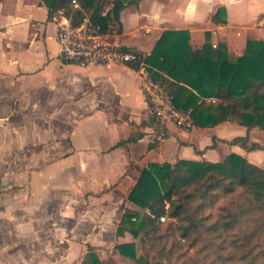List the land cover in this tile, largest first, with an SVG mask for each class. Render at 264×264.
Segmentation results:
<instances>
[{
  "label": "crops",
  "instance_id": "1",
  "mask_svg": "<svg viewBox=\"0 0 264 264\" xmlns=\"http://www.w3.org/2000/svg\"><path fill=\"white\" fill-rule=\"evenodd\" d=\"M112 2L101 12L111 8ZM220 6L227 9L226 24L212 21ZM62 13L65 14L63 9L54 15ZM263 14L264 0L127 1L120 12L122 34L119 43L148 55L164 30H188L193 47H201L206 42V32L210 31L214 46L224 42L231 55L239 56L244 54L249 38L264 39L260 35L264 33V27L256 24ZM241 42L243 51L238 54L232 51ZM73 66L64 65L61 61L56 25L51 20L50 8L45 0H0L1 87L53 86L59 81L62 71ZM78 68L76 72L82 79L78 90L81 89L82 95L76 99V104L79 106L86 98L87 104L83 106L85 112L74 115L64 131L68 139L65 142L55 141L53 148L62 146L65 150L70 149L67 157L62 159L68 167L74 165L69 161L72 154L92 151L90 156L95 165H92L94 170L88 173L90 183L123 182L128 198L142 170L152 162L174 163L178 159L218 162L231 152H236L264 167L263 153L255 154L259 149L247 152L239 144H231L233 146L224 154L217 151L219 140H230L229 135L219 132L226 122L215 127L193 126L189 129L169 123L164 128V138L157 140L137 69L129 65ZM0 96L4 99L5 94L0 93ZM85 137L99 138L95 145H82ZM213 137L217 138L216 146L208 148L213 144ZM41 155L38 152L33 154L28 163L18 168L14 166L16 160L0 155V264H81L87 252L81 242L87 241L76 238L74 229L78 224L91 220L89 202L92 198H97L96 202L103 204L112 195L114 198L119 195L117 187L111 189L112 185L106 184L103 194H94L93 186L89 188L92 194L78 196L87 203L86 207L78 210L72 203L77 200L74 198L60 210L57 209L54 206L57 197L42 189L41 168L32 169L36 175L28 173L31 167L40 163ZM118 158L122 160L121 163ZM81 163L88 170L87 164L84 161ZM100 170L103 172L101 178L96 177ZM30 181L35 182L33 189L28 188ZM127 204L130 208H138L128 199ZM93 210L102 211L96 207ZM121 217L122 213L113 220L115 240H120L118 244L134 240L131 235L116 234ZM60 219L70 222L65 225L62 221L60 228ZM61 244L65 247L59 252ZM77 245H80L81 251L80 257L75 258L70 251Z\"/></svg>",
  "mask_w": 264,
  "mask_h": 264
},
{
  "label": "trees",
  "instance_id": "2",
  "mask_svg": "<svg viewBox=\"0 0 264 264\" xmlns=\"http://www.w3.org/2000/svg\"><path fill=\"white\" fill-rule=\"evenodd\" d=\"M71 1L45 0L51 17L63 9L73 25H79L87 16L105 23L111 19L110 14L120 22L125 2L133 0H78L79 7ZM110 2L112 7L107 17H101V11ZM212 21L227 23L225 6L217 9ZM210 39L211 32L207 31L206 42L193 47L188 30L167 29L148 55L127 47L140 56V62L129 66L138 69L141 63L145 64L153 79L173 96L177 107L191 110L194 126L208 128L224 122L244 126L245 135L225 142L239 144L247 152L264 150V145L251 140L250 135L254 128L264 129V39L249 38L244 54L239 56L231 55L226 43L218 42L214 46ZM216 140L213 137L208 148L215 147ZM221 191L230 193L226 213L230 221L223 225L225 235L221 233L222 237L230 234V264H264V167L236 152L218 162L178 159L174 163H149L127 198L138 209L124 212L116 228L117 235L129 234L134 240L118 246L130 248L135 261L150 264L138 252L147 243L145 238L161 230L166 220L162 222L161 215L184 221L177 226L184 241L198 236L202 224L205 233H219L222 228L219 221L209 222L208 216L196 220L189 215L185 201L175 202L179 195L186 199L202 198ZM255 212L258 216L242 219ZM243 222L246 224L242 225ZM174 224V220L167 223L168 229L174 231ZM86 246L81 264H103L94 245Z\"/></svg>",
  "mask_w": 264,
  "mask_h": 264
},
{
  "label": "rangeland",
  "instance_id": "3",
  "mask_svg": "<svg viewBox=\"0 0 264 264\" xmlns=\"http://www.w3.org/2000/svg\"><path fill=\"white\" fill-rule=\"evenodd\" d=\"M260 35L264 36V33ZM238 46L235 49L232 48V51L237 54L243 51V42ZM60 57L64 65H69L61 55ZM70 65L75 66L62 71L59 81L53 86H0V93L5 94L4 99L0 98V155H7V157L16 160L14 166L18 168L28 163L33 154L42 153L40 163L31 167V171H28V173L29 175H36L32 169L38 167L37 170H40L41 168V174H43L42 189L43 191L52 192V195L57 197L54 206L59 210L74 198L77 200L72 203L78 210L86 207L87 203L82 200V197L78 196L92 194L89 188L93 186L94 194L98 193L99 195L106 191V185H112L111 189L117 187L119 195L116 198L112 195L111 201L108 199L107 202L98 204L96 202L97 198H92L89 202L91 204V220L78 224L73 234L76 238L87 241L86 243L81 242L85 245L83 248L86 250L87 243H98L94 245V248L103 264H141L131 256L130 248H120L118 246L119 238L115 240L113 229L115 216L129 210L135 211L138 209L128 206L124 183H90L88 173L94 170L92 165H95L94 159L90 156L92 151L75 152L69 160L74 165L68 167L66 163L62 162V159L67 157V151L70 149L65 150L62 146L57 147V149L53 148L55 141L65 142L68 139L65 136L66 133H64L70 125L68 123L78 112H85L83 106L87 104L86 98L80 102L79 106L76 104V99L82 95L81 89L78 90L81 87L82 79L76 72L79 69L78 65L74 63ZM225 124L226 126L219 129V132L226 133L230 139L246 133L244 126L229 122ZM252 133L253 140L264 145V129L255 128ZM61 137L63 138L61 139ZM98 138L85 137L82 139V145L87 143L95 145ZM231 146L233 145L219 140L217 151L224 154ZM257 153H263L260 157L264 160V151L258 150L255 154ZM118 159V162L121 163L122 160ZM81 161L87 164L88 170H85V165ZM14 166L12 167L14 168ZM102 173L100 170L97 172L96 177L101 178ZM37 175H40V173L37 172ZM34 183V181L28 182V188L33 189L35 187ZM229 194L221 191L202 198H196L195 196V198L186 199L184 195H179L182 199L176 197V204H179L181 200L187 203V211L192 218L198 220L200 217L208 216L210 217L209 222L219 221L222 225L219 233H205L206 227L205 224H202L198 236L196 235L191 240L184 241V238L179 235L181 230L177 227L184 221L167 217L164 222L162 221L163 226L157 235L145 238L147 243L142 246V249H139L138 253H143L150 264H230V234L225 237L221 235L222 232L225 235L226 227L223 225L230 221V217L226 219V213L228 207H230ZM78 200H82V202H78ZM92 206L102 211L93 210ZM223 207L226 208L225 211H223ZM252 216H258V212L243 216L242 219L245 220L247 217L250 220ZM173 220L174 227H176L174 231L169 230V225H167ZM60 221V228L62 221L65 225L70 222L61 219ZM245 224V222L242 223V225ZM126 236H129V234H126ZM196 239L198 240L196 241ZM136 243H139L138 238H136ZM64 247L61 244L59 252L63 251ZM80 251L81 247L77 245L75 248L73 247L70 254L77 258Z\"/></svg>",
  "mask_w": 264,
  "mask_h": 264
},
{
  "label": "built area",
  "instance_id": "4",
  "mask_svg": "<svg viewBox=\"0 0 264 264\" xmlns=\"http://www.w3.org/2000/svg\"><path fill=\"white\" fill-rule=\"evenodd\" d=\"M79 7L78 0H72ZM109 8L101 12V17H107ZM105 23L87 16L79 25H73L66 14L53 15L52 22L56 25V41L60 47V55L68 64L80 67L130 65L140 62L136 51L129 50L119 43L122 34L121 24L112 18ZM257 26L264 27V14L258 18ZM142 78V90L148 104L150 119L155 126L157 140L164 138V128L169 123L189 129L194 126L191 110H184L174 102L171 94L167 93L151 76L145 64L137 69ZM154 140V138H153ZM151 139V141H153ZM166 215H161L164 221Z\"/></svg>",
  "mask_w": 264,
  "mask_h": 264
}]
</instances>
